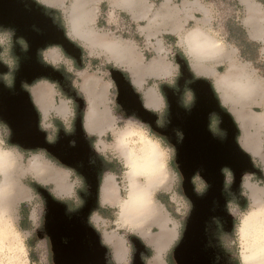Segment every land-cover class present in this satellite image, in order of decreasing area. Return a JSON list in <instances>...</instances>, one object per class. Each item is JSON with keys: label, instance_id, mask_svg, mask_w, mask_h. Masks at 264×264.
<instances>
[{"label": "clouds", "instance_id": "9594fccd", "mask_svg": "<svg viewBox=\"0 0 264 264\" xmlns=\"http://www.w3.org/2000/svg\"><path fill=\"white\" fill-rule=\"evenodd\" d=\"M20 2L29 11L35 6L80 50L77 58L64 43L38 48L36 61L60 73L63 82L41 75L21 87L46 144H57L61 132L75 136L80 122L97 175L95 204L85 222L106 249L104 264H135L133 238L144 247L141 264H178L175 250L195 208L185 184L197 199L213 185L203 164L185 175L178 152L185 132L172 126L173 104L164 86L190 115L198 104L193 85L200 80L209 83L219 109L207 111V131L226 142L227 113L238 130L235 144L251 164L238 182L236 169L220 167V198L213 197L203 222L205 248L214 251L212 264H264V114L251 111L264 102V0ZM29 52L16 27L0 24V66L6 69L0 83L14 89ZM114 70L154 120L118 102ZM13 135L0 119V264H56L40 189L65 205L71 218L93 196L91 186L78 170L82 165H69L46 147L14 142ZM76 144L69 140L70 147Z\"/></svg>", "mask_w": 264, "mask_h": 264}, {"label": "water", "instance_id": "95a60500", "mask_svg": "<svg viewBox=\"0 0 264 264\" xmlns=\"http://www.w3.org/2000/svg\"><path fill=\"white\" fill-rule=\"evenodd\" d=\"M0 24L16 27L17 34L25 36L30 43V59L24 60L17 73L14 89H9L0 83V119L7 121L13 129V141L26 147L43 146L57 155L63 162L72 165H82L79 171L86 177L93 196L88 198L83 209L69 218L65 214V205L56 202L46 190L40 189L47 200V231L53 238L56 264H104L106 249L99 245V237L95 231L86 224V217L95 204L97 187L96 168L89 164L91 150L83 137L80 122L77 120L75 136L66 137L61 132V138L55 145H48L44 140V133L38 129V114L30 100L29 93L21 87L22 81L31 83L35 78L46 75L63 82V77L51 68H44L36 61V51L48 43H64L65 46L79 58L80 50L70 45L64 37L63 31L58 29L50 18L44 16L35 6L29 11L25 9L20 0H0ZM36 25L42 31H33ZM0 66V71H4ZM182 70L187 75L186 67ZM117 81L120 95L118 102L129 112L136 111L146 120L154 117L145 112L141 106L139 96L134 92L130 83L123 74L113 71ZM193 87L197 90L198 104L190 115L175 106V99L171 97L170 90L164 86L172 100V126L180 127L185 132V139L178 145L179 160L185 172L190 177L192 172L202 164L205 167V177L213 187L207 197L197 199L192 193V186L186 182L185 188L194 200L195 208L188 223L184 239L175 250L178 264H212L214 256L212 249H206V238L203 232V222L211 214L210 207L213 197H219L222 177L219 175L221 166L227 164L239 172L244 168H251L248 158L242 154L235 144L237 128L227 113H222V127L228 130V140L224 143L214 139L206 129L205 115L211 109H218V103L212 94L208 82L197 81ZM83 107V100H78ZM171 134V128L168 129ZM76 139L75 147L69 146V140ZM173 142L175 137L172 136ZM223 200L221 199V204ZM223 214L222 209L217 210ZM64 238L67 243H64ZM138 251L135 255V264H141L139 252L144 251L143 245L133 238Z\"/></svg>", "mask_w": 264, "mask_h": 264}, {"label": "crops", "instance_id": "0c3cea01", "mask_svg": "<svg viewBox=\"0 0 264 264\" xmlns=\"http://www.w3.org/2000/svg\"><path fill=\"white\" fill-rule=\"evenodd\" d=\"M257 105L261 106V110L260 111H254L251 109V111L255 114H264V102H258L256 103Z\"/></svg>", "mask_w": 264, "mask_h": 264}, {"label": "rangeland", "instance_id": "374dc122", "mask_svg": "<svg viewBox=\"0 0 264 264\" xmlns=\"http://www.w3.org/2000/svg\"><path fill=\"white\" fill-rule=\"evenodd\" d=\"M252 110H254V111H260L261 110V106H259V105H257V104H254L253 106H252Z\"/></svg>", "mask_w": 264, "mask_h": 264}, {"label": "flooded vegetation", "instance_id": "af4514ba", "mask_svg": "<svg viewBox=\"0 0 264 264\" xmlns=\"http://www.w3.org/2000/svg\"><path fill=\"white\" fill-rule=\"evenodd\" d=\"M214 257V256H213ZM212 260H213V258H212ZM212 260H211V263H212Z\"/></svg>", "mask_w": 264, "mask_h": 264}]
</instances>
